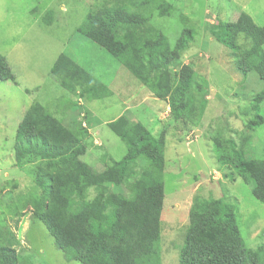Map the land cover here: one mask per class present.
I'll return each instance as SVG.
<instances>
[{"label": "trees", "instance_id": "obj_1", "mask_svg": "<svg viewBox=\"0 0 264 264\" xmlns=\"http://www.w3.org/2000/svg\"><path fill=\"white\" fill-rule=\"evenodd\" d=\"M171 11L165 0H102L87 12L77 31L111 55L156 99L168 100L173 119L194 122L200 85L193 70L187 65L178 72L169 69L191 39L190 30L183 31L172 48L149 23L152 16L164 18ZM216 36L219 44L233 51L240 71H254L264 85V24H255L241 12L235 21L220 23ZM239 36L249 44L240 56ZM50 76L84 100L102 99L110 93L63 53L51 67ZM15 81L0 54V82ZM256 101L259 113L264 88ZM67 105L60 107H72ZM84 109H80L81 118L89 124L86 117L90 114ZM262 122L257 116L247 127L252 131ZM76 124L79 127L74 129L64 126L44 105H30L16 128L13 152L17 165L34 164L35 188L16 202L33 211L68 262L160 264L163 136L157 139L142 123H133L124 115L108 122L107 127L127 151L121 160L109 159L110 163L96 172L83 160L87 130L81 122ZM250 141L246 133L240 134L238 144L215 139L214 153L220 165L229 167L250 187L254 199L264 204V160L246 159L244 148ZM236 222L232 208L223 201L194 198L179 264H264V246L247 248ZM0 225V264H23L15 250L17 239L4 221L0 220Z\"/></svg>", "mask_w": 264, "mask_h": 264}, {"label": "rangeland", "instance_id": "obj_2", "mask_svg": "<svg viewBox=\"0 0 264 264\" xmlns=\"http://www.w3.org/2000/svg\"><path fill=\"white\" fill-rule=\"evenodd\" d=\"M165 1L172 8L170 14L164 18L154 15L149 23L172 48L182 32L190 30L191 39L169 69L178 72L187 65L193 70L200 85L194 122L173 119L168 100L156 99L111 55L78 33L87 12L102 0H0V54L18 81L0 82V220L17 239L15 250L23 264H80L66 261L45 226L33 217V211L20 208L16 202L35 188V167L17 165L13 152L17 123L26 113L22 114L25 106L39 103L52 113L56 107L70 103L68 110L76 114L82 108L77 107V99L95 117L89 130L98 135L91 136L92 141L104 143L103 148L83 157L96 172H101L109 159L121 160L127 151L104 122L124 112L122 115L133 123H142L157 139L163 136L160 264H179L194 198L219 199L228 204L245 246H264V204L254 199L250 187L229 167L220 165L214 153L215 139L238 144L240 134L246 133L251 136L250 145L244 148L246 159L264 160V103L259 113L255 111L256 96L264 85L254 71H240L233 51L219 44L216 36L220 23L235 21L241 12L262 26L264 0ZM237 45L241 49L238 56L249 48L242 36ZM62 53L106 86L109 95L84 100L61 88L50 76V69ZM257 116L263 122L251 131L247 123L256 122ZM83 119L79 118L82 127H88ZM86 143L90 144V139Z\"/></svg>", "mask_w": 264, "mask_h": 264}, {"label": "crops", "instance_id": "obj_3", "mask_svg": "<svg viewBox=\"0 0 264 264\" xmlns=\"http://www.w3.org/2000/svg\"><path fill=\"white\" fill-rule=\"evenodd\" d=\"M10 67V66H9ZM50 69V68H49ZM11 70H12V68H11ZM12 72H14L13 70H12ZM14 75H15V78H16V81H17V75L14 73ZM18 82V81H17ZM79 101H81V99H77V104H79L78 102ZM31 105V104H30ZM30 105H28V106H25L23 109H22V114H24L27 110H28V108L30 107ZM80 105V104H79ZM82 106H84L83 104L80 106V107H82ZM71 108V107H70ZM25 109V110H24ZM85 110V109H84ZM87 110V109H86ZM88 112H89V114L90 115H88L86 118H90V121H91V119L94 117L93 115H92V113H90V111L89 110H87ZM81 112H82V110H79L76 114H73L72 113V111L69 109H65V107L63 108V107H60V106H58V107H56L55 108V110L52 112L53 114H55V116L57 117L58 116V118L62 121V123H63V125L64 126H69V127H73L72 129H74V128H77V124L76 123H79V118L81 117ZM62 113H63V116H62ZM124 113V112H123ZM123 113H121L119 116H118V118L120 117V116H122V114ZM92 116V117H91ZM21 117V116H20ZM93 119H95V117L93 118ZM92 119V120H93ZM109 122V121H108ZM108 122H104L103 124H105V125H107V123ZM83 123V122H82ZM89 125H91V123L89 122V124H88V122H87V126L88 127H86V124H84V127L86 128V130H87V133H88V138H86V139H90V144H88V147H87V151H86V154H93L95 151H93V149H97V148H100V147H102L103 148V146H104V143H103V141H101V140H99V139H94L93 141H92V139H91V136L93 137V135H98V133H94L93 135L91 134V132H90V130H89ZM17 126H18V123H17ZM99 143H98V142ZM91 142H92V144H91ZM95 156V155H94ZM96 160V159H95ZM101 160V159H100Z\"/></svg>", "mask_w": 264, "mask_h": 264}, {"label": "clouds", "instance_id": "obj_4", "mask_svg": "<svg viewBox=\"0 0 264 264\" xmlns=\"http://www.w3.org/2000/svg\"><path fill=\"white\" fill-rule=\"evenodd\" d=\"M83 127H84V125H83Z\"/></svg>", "mask_w": 264, "mask_h": 264}]
</instances>
